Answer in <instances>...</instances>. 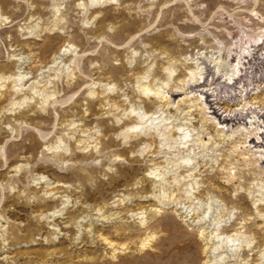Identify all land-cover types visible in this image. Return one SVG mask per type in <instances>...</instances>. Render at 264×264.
<instances>
[{
    "label": "rangeland",
    "instance_id": "rangeland-1",
    "mask_svg": "<svg viewBox=\"0 0 264 264\" xmlns=\"http://www.w3.org/2000/svg\"><path fill=\"white\" fill-rule=\"evenodd\" d=\"M73 2L59 5L56 11L50 0H0V76L14 77L5 82L2 91L15 83L16 75L29 76L23 89L13 97L16 104L12 105L6 96L0 97V264H149L153 250L147 246L139 249L147 224L158 233L155 242L159 251L167 242L166 232L182 234L201 223L209 228H225L242 219L247 221V230L258 232L257 236L261 234L256 240L260 239L257 245H262L264 252V217L256 215L259 210L264 216L263 168L249 166L251 169L245 171L249 167L233 155L227 161L232 172L235 171L233 181L228 182L226 174L211 167L200 175L199 170L204 169L200 165L210 164L231 146L224 141L219 145L210 143L200 147L201 156L197 158L200 163L194 173L200 186H195L194 195L186 197L169 188L170 191L166 188L162 191L156 186L159 182L156 176L146 170L153 165L150 166V158H145V152L140 149L138 160L131 161L129 154L122 152L126 142L112 132L104 139L113 135L120 144L99 152L103 145L101 129L91 136L87 135L90 131L82 134V124L92 127L93 119L89 111L82 116L76 108L77 100L86 96L87 88L95 86L91 77L84 74L90 67L89 60L98 63V67L122 65L123 76L106 74L109 78L104 81L112 82L116 90L109 92L117 94L125 91L128 81L125 83L123 79L134 72L148 70L149 74L165 78L167 73L160 71L161 54L179 58L181 54L195 53L198 48L209 51L218 41L235 50L246 41L248 45L254 44L255 35L263 31L262 45L251 49L252 55L261 57L264 0H117L88 7ZM72 43L83 52L79 55L85 83L81 88L65 85V80L57 76L48 88L51 94L55 92L54 96L44 101L37 91L40 86L30 90L29 85L35 80H48L40 69L51 66L54 53ZM114 46L121 48L116 50ZM74 54L57 59L63 60L60 66H64L66 59H73ZM258 62L249 69L257 71L256 79L264 77V61ZM97 76L99 73L93 78ZM216 86L228 90L219 82ZM248 86V90L255 87ZM230 95L231 99L235 96L230 93L225 99ZM122 98L129 103L128 96ZM132 138L129 143L138 135ZM98 141H102L100 145ZM80 144H88L84 153ZM176 146L164 140L153 144L160 156L168 153L178 158L184 150ZM114 152L120 155L118 159L110 155ZM121 163L126 166L131 163L139 171L118 173L117 166ZM162 164L167 165L166 169L161 167L157 173L161 180H167L175 167L172 163ZM185 170L181 183L192 182V176ZM256 199H260L258 208L254 204ZM156 206L161 210L152 211ZM101 213H105L104 218ZM141 216L147 218L143 225ZM102 236H108L124 251L110 257L111 249Z\"/></svg>",
    "mask_w": 264,
    "mask_h": 264
},
{
    "label": "bare ground",
    "instance_id": "bare-ground-1",
    "mask_svg": "<svg viewBox=\"0 0 264 264\" xmlns=\"http://www.w3.org/2000/svg\"><path fill=\"white\" fill-rule=\"evenodd\" d=\"M50 1L52 2L53 8L57 11L60 9L59 5L63 3L67 4V2L69 3L71 1H74L79 7H88L117 0ZM262 32L255 35L256 37L254 36L256 38L254 44L248 45L249 42L247 43L246 41L243 45H237V49L235 50L231 47H226L223 42L218 41V45L209 51L198 48L195 53L181 54L179 58H175L168 53L161 54L160 57H162L161 59L163 61L161 62L160 71L164 74L167 73L165 78L158 74H149L148 70L134 72L132 76L123 79L125 83L128 81V85L124 86L126 88H123L125 91L117 90V94L110 93L116 90L114 84L109 81H104L109 78L106 77V74H115V76H117L116 74H121L119 77L123 76L122 65H110L107 68L102 65L98 67L97 62V64H94V61L89 60L90 67L84 73L80 67L81 55H79L80 52L81 54L83 52L82 50H77V46L72 43L68 44L67 47H61L59 51L54 53L51 59V66L46 65L40 69L43 76L48 78V80H35L29 85V89L34 90L39 85L40 88L38 87L37 91H40L39 93L43 95L44 101H47V99L54 96L53 94L55 92L51 94L48 88L57 76L65 80V85H72L78 88H81L85 83L86 77L82 75V72L90 76L91 78L89 79L93 81L92 84L98 86L97 88L95 86L88 87L86 96H81L77 100L76 108L82 116L89 111L94 126L86 127L85 123L82 124V134L90 131L87 135L91 136L101 129L100 139H103V145L101 144L102 147L99 149V152H103V150L110 149L114 146L117 147L120 144V141L117 142L113 135L109 136L107 140L104 139L109 132L121 135L122 142H126V146L124 144L123 147L125 148H123L122 152L129 154V158H132V160H129L136 162L139 156L137 152L140 149L142 152H145V158H150L149 163L153 167L146 170L149 171V174H154L159 180L156 186L160 190L163 191L165 188L167 191L178 190L179 193L182 192L184 196L186 195L188 197L194 195L195 189H197L195 186L200 184L196 178L197 176L194 174L198 169L197 164L200 163L197 160L201 156H199L201 151L200 147L202 149L210 143H217L216 145H219L224 141L229 142L231 146L228 150H224V153H220L219 157L212 159L210 164L207 162L200 165L199 168L202 169L204 167L203 170H199L200 175L201 172L211 167L212 170L216 168L221 174H226L225 178L228 182L233 181L235 171L232 172L231 167H229L231 163L227 165L228 158L233 157V155L238 156V159L242 161L245 167L254 166L264 169V77L261 75L259 79H256L257 71L249 70L251 67L257 65L259 60L262 59L264 61L263 46L259 49L262 52L261 57H255V54L252 55L251 52L253 46L259 47L262 45V43L260 44V39L263 38ZM79 39L81 43L82 38ZM113 48L117 50L121 47L118 46L116 48L114 46ZM73 53H75L73 59H66V63L64 64L65 68L64 66H60L63 60L58 61L57 59L64 56L67 58L69 54L71 55ZM90 54H92L91 51ZM249 55H252V58H250L254 59V62L251 61ZM67 62H73V67H70V64L68 65ZM67 65L68 67H66ZM211 68L214 73L210 70ZM95 73H99V76L93 78ZM52 76L54 77L52 78ZM11 78L14 77L12 75L0 76V97L4 99L6 96L7 99H11V104L14 105L16 104L13 99L15 93L23 89V84L25 85L24 80L29 79V76H27V73L16 75L14 79L15 83L3 92L2 89L5 87V82ZM120 80L122 79L120 78ZM217 81L223 88H228V90H224L220 86V88L217 87ZM120 82L121 86H123L122 81ZM250 84H254L255 87L248 90V85ZM229 89H231L230 93H234L235 96L231 99L232 95H230V98L225 99L227 94H230ZM124 95L129 97L130 104L126 102L127 99L122 98ZM171 96H174V100L171 99ZM177 96L178 99L175 101ZM86 104L87 106L84 110L83 106ZM216 108H219L218 110L222 112L218 113ZM110 120L112 121L111 123ZM120 120H122V123L120 122L121 124L117 125L116 123ZM236 124L237 126L235 127ZM142 129H144V133ZM174 133H177V135ZM139 134H142V136H139ZM137 135L138 138H135V141L128 142V140H131L132 137ZM79 140L80 142L86 141L80 138ZM158 140L160 142L161 140L166 142L172 141L178 147H181L182 151L184 150L183 155L178 156V158L169 156L168 153L167 156H160L161 152H158L153 147V144ZM101 142H99V145ZM87 147L88 144L81 145L80 148L83 150V153ZM165 149L162 150L164 151ZM198 149L199 151H197ZM94 154L97 155L96 152ZM110 155H114L116 159L120 157L116 152ZM90 156L92 157L93 155L91 154ZM238 159L236 160L238 161ZM165 162L172 163L175 167L173 168L174 174L167 180H161L157 171L159 168L165 167L166 164L162 166V163ZM117 167L118 173H136L139 171V168L134 169L131 163L128 166L122 165L121 163ZM181 168H185L186 170H182ZM249 169L251 167L245 169V171ZM184 170L188 172V176H192V182L181 183L185 178L184 176L182 177ZM258 175L261 177V174ZM164 195L167 196V194ZM180 196L178 197L180 198ZM178 197L176 198L179 199ZM164 201L159 202L162 204L166 203ZM258 201L260 199L254 201L256 208L259 205L257 204ZM226 205L225 207H227ZM157 209L158 206L152 209V211H157ZM160 210L161 207L158 211ZM55 212L57 211L55 210ZM105 213H101L100 215L104 218ZM256 215L260 218L264 217L259 210L256 211ZM203 218H205L204 215L202 216ZM146 219L141 216L140 223L142 225L145 224ZM202 219H199L200 222ZM165 221L169 223L170 219H165ZM246 222H243L242 219L228 227L221 228L219 226L216 229L209 228L203 223L198 225L193 222L192 231L186 230L185 232H181L182 234L174 233L173 230L166 232L167 235H165V238L167 242H163L164 244L159 248V251L156 250L157 245L155 242L158 233H155L156 229L153 226H148L147 224L145 232L143 233L146 236L144 235V237L142 235L143 239H141L139 249L147 246L153 250L150 254L149 264H264L262 245H260L261 247L257 245L260 239L259 241L256 240L260 238V233L257 236L258 232L247 230ZM101 239L105 245L110 247V257L115 258L117 254L119 256V252L124 251L112 240H109L108 236H102Z\"/></svg>",
    "mask_w": 264,
    "mask_h": 264
}]
</instances>
